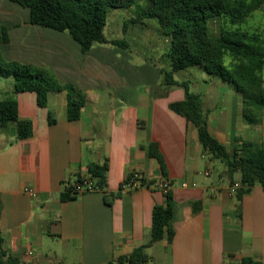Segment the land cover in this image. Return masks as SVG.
<instances>
[{"label":"crops","instance_id":"1","mask_svg":"<svg viewBox=\"0 0 264 264\" xmlns=\"http://www.w3.org/2000/svg\"><path fill=\"white\" fill-rule=\"evenodd\" d=\"M28 20V9L0 0L1 59L49 70L58 83L83 91L86 103L69 121L64 91L49 92L39 107L35 93L16 92L14 78L0 76V102L15 101L18 119L32 125L23 139L14 124L0 125L2 249L23 264L116 261L150 241L152 211L167 204L158 184L166 181L173 233L146 246L142 264H264V188L237 200L225 165L208 160L195 127L169 108L185 98L182 86L165 83L170 60L160 68L122 38L126 48L97 44L83 54L68 34ZM177 72L174 81L201 98L209 132L229 154L237 139L264 144V113L261 124H245L241 96L229 83L202 69L180 81ZM149 143L158 145L165 174ZM104 163L102 191L61 199L89 178L90 165ZM131 174L146 185L120 191Z\"/></svg>","mask_w":264,"mask_h":264},{"label":"trees","instance_id":"2","mask_svg":"<svg viewBox=\"0 0 264 264\" xmlns=\"http://www.w3.org/2000/svg\"><path fill=\"white\" fill-rule=\"evenodd\" d=\"M28 9L29 23L68 34L81 47L83 54L94 45L110 44L126 48L123 40L107 39L104 27L111 8H129L140 0H9ZM144 19H154L164 36L169 38L170 70L164 72L167 85L177 84L185 90V98L174 102L169 108L184 117L196 129L198 141L209 161H220L226 167L230 184L235 189L237 200L248 194L254 186L264 188V144L237 139V145L229 154L226 147L209 132L201 98L189 92L185 82L174 81L173 74L190 67H199L207 74L229 83L241 96L242 121L250 126L261 124L264 113V32H248L240 28L256 12L264 13V0H146ZM214 20L219 28L217 36L209 34V22ZM126 26H124V31ZM5 34V29H2ZM6 41L5 35L2 39ZM0 76H12L16 92H33L37 105L45 107L49 92L66 93V115L69 121L80 118L86 103V95L70 84H60L46 69L33 65L4 62L0 57ZM49 120V123H53ZM14 124L17 137L27 138L32 133L28 121L18 119L16 102H0V125ZM151 158L160 165L165 174V164L156 143L146 147ZM107 163L92 164L89 179L98 190L105 186ZM238 175V182L234 176ZM79 178L76 183L81 182ZM135 179L145 186L143 178L128 175L123 184ZM152 183V182H151ZM151 185H154L152 183ZM73 186L67 187L62 200L75 197ZM166 207L155 206L152 211L151 239L135 248L129 255L106 264H142L147 256L144 248L150 243L170 238L173 219V202L169 191L165 193ZM0 264H23L17 257L7 254L1 246Z\"/></svg>","mask_w":264,"mask_h":264},{"label":"rangeland","instance_id":"3","mask_svg":"<svg viewBox=\"0 0 264 264\" xmlns=\"http://www.w3.org/2000/svg\"><path fill=\"white\" fill-rule=\"evenodd\" d=\"M147 5L146 0H140L138 3L129 8H111L108 10L104 35L106 38L124 39L130 45L133 42L141 49L137 52V57L150 58L157 66L166 69V63L169 61L166 54L169 52V38L161 32L160 26L154 19H144L143 11ZM135 19V22L131 20ZM209 34L217 36L219 28L215 25L214 20L209 22ZM126 26L127 30L122 34V28ZM240 28L248 32H264V13H254L245 24ZM136 52V51H135ZM198 67L180 70L175 78L180 81L193 80L199 72ZM198 71V72H197ZM261 78L262 71L260 73ZM264 80V78H262ZM220 163V162H217Z\"/></svg>","mask_w":264,"mask_h":264},{"label":"built area","instance_id":"4","mask_svg":"<svg viewBox=\"0 0 264 264\" xmlns=\"http://www.w3.org/2000/svg\"><path fill=\"white\" fill-rule=\"evenodd\" d=\"M135 178L137 175H134ZM137 186V181L135 179L130 180L128 183L123 184V189L131 190ZM238 187V184H234V190ZM158 188L165 194L169 189V184L165 181L158 184ZM99 191L92 181L87 178H83L81 182L75 183L73 186V193L75 195H81L85 192ZM30 193V192H29ZM31 194V193H30ZM35 194L32 193V196Z\"/></svg>","mask_w":264,"mask_h":264}]
</instances>
